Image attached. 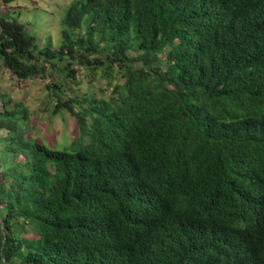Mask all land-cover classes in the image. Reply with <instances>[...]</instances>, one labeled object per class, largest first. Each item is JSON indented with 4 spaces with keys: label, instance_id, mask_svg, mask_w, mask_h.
Returning <instances> with one entry per match:
<instances>
[{
    "label": "trees",
    "instance_id": "trees-1",
    "mask_svg": "<svg viewBox=\"0 0 264 264\" xmlns=\"http://www.w3.org/2000/svg\"><path fill=\"white\" fill-rule=\"evenodd\" d=\"M0 1V63L78 129L0 94V264H264V0H73L57 48Z\"/></svg>",
    "mask_w": 264,
    "mask_h": 264
},
{
    "label": "rangeland",
    "instance_id": "rangeland-1",
    "mask_svg": "<svg viewBox=\"0 0 264 264\" xmlns=\"http://www.w3.org/2000/svg\"><path fill=\"white\" fill-rule=\"evenodd\" d=\"M73 0H13L7 7L13 17L27 24L29 32L39 43H53L57 48L61 42L62 10ZM4 6L0 1V11ZM78 68L79 86H72L77 95L95 97L97 100L109 96L108 79ZM55 75H57L55 73ZM114 75H117L115 72ZM47 79H31L20 82L0 63V94L13 102L23 103L29 114V129L25 135L34 138L53 150L68 148L78 136L76 119L67 111L55 112L56 100L48 93ZM75 93L68 91L66 98ZM1 99H0V107ZM6 135L5 132L2 133Z\"/></svg>",
    "mask_w": 264,
    "mask_h": 264
}]
</instances>
